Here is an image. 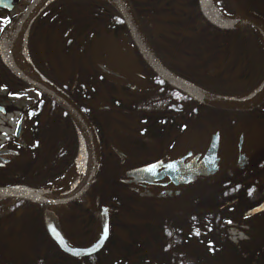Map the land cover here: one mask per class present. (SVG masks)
<instances>
[{
    "label": "flooded vegetation",
    "instance_id": "flooded-vegetation-1",
    "mask_svg": "<svg viewBox=\"0 0 264 264\" xmlns=\"http://www.w3.org/2000/svg\"><path fill=\"white\" fill-rule=\"evenodd\" d=\"M36 1L0 0V117L13 113L11 102L26 93L39 98L31 107L43 102L44 95L11 70L10 37L6 38ZM55 1L44 0L24 25L26 54L33 67L38 63L56 70H92L88 87L95 98L88 104L101 154L91 186L60 206L61 229L71 247L82 250L99 239L103 223L109 221L104 247L81 258L66 254L68 264H138L140 256L123 253L121 245L144 230L162 242L160 252L152 249L141 256L151 264L155 259L186 264L185 260L205 257L199 253L211 246L214 236L209 232L217 230L237 246L256 237L264 240V211L244 218L264 204V93L259 103L258 97L248 104L238 103L263 84L256 87V82L237 79L238 70L223 75L227 82L220 83L217 76L225 68L220 70L215 61L205 68L200 61H178L175 53L190 56L193 48L172 44L180 40L174 34L192 31L153 29L148 39L140 28L139 45L128 30L120 37H107L103 28L78 32L73 27L58 28L54 16L43 14ZM227 1L236 7L231 17L237 23L250 16L237 0ZM221 31L249 32L245 28ZM78 47L88 58L69 61L67 55ZM144 54L153 59V65ZM163 70L179 79L183 89L164 78ZM60 74L57 85L74 101L78 71L73 84ZM219 103L241 108H221ZM26 111L19 113L12 135L0 142V152H19L26 145L30 121ZM16 157L0 155V163L2 158Z\"/></svg>",
    "mask_w": 264,
    "mask_h": 264
},
{
    "label": "trees",
    "instance_id": "trees-1",
    "mask_svg": "<svg viewBox=\"0 0 264 264\" xmlns=\"http://www.w3.org/2000/svg\"><path fill=\"white\" fill-rule=\"evenodd\" d=\"M239 6L252 17L264 19V0H237ZM143 34L150 39L153 29L172 31H192L194 33L174 34L178 41L172 44L191 46L192 54L175 53L177 60L186 58L189 63L200 61L203 68L215 61L218 68H225L217 76L220 83H226L223 75L239 71L237 79L247 83L256 82V87L264 83V37L253 27L245 28L246 33L222 32L221 28L210 23L204 16L200 0H128ZM220 7L227 14L234 15L236 7L223 0ZM54 16L58 28L73 27L75 32L98 31L104 29L107 37H120L127 33L126 24L107 0H56L44 12ZM156 45L161 43L156 42ZM168 44V42H165ZM201 46L196 50L194 47ZM35 49V47L33 48ZM81 47L68 54V60L79 62L88 58L80 53ZM80 56V59H78ZM210 66V65H208ZM36 71L54 88L64 93L66 89L57 85L60 81L56 69L34 63ZM59 71L75 80L78 71L74 102L94 125L90 115L88 100L95 98L89 91L93 74L89 69H62ZM29 118L26 145L18 150L20 155L10 164L0 168V188H19L39 191L59 182L75 165L80 151V139L75 123L69 113L56 102L44 97L36 107L25 112ZM67 207H63L64 220ZM45 206L20 199L0 200V264H68V256L49 237L44 221ZM141 229V228H140ZM214 242L208 249L201 250L197 257L186 264H264V240L258 237L249 244L237 246L228 241L221 231L209 232ZM169 237V234H168ZM111 245H106V250ZM123 253H134L140 257L138 264H151L148 258L152 249L160 252L162 242L149 236L146 230L132 241L122 242ZM155 264H173V260H153ZM179 261V260H178Z\"/></svg>",
    "mask_w": 264,
    "mask_h": 264
},
{
    "label": "water",
    "instance_id": "water-1",
    "mask_svg": "<svg viewBox=\"0 0 264 264\" xmlns=\"http://www.w3.org/2000/svg\"><path fill=\"white\" fill-rule=\"evenodd\" d=\"M44 0H37L31 8L25 13V15L20 18L15 23V31L13 35L9 39V48L10 50L14 47L16 44L18 38L23 34L24 32V25L27 24L29 21H31L36 13L38 12V8L40 7L41 3ZM207 1L208 0H200V6L202 9V12L205 16V18L212 23L215 26H218L221 29H243L247 27H253L256 29L261 30L264 33V20L261 18L256 17H250L244 15L240 23L226 25L221 24L218 21H216L208 12L207 9ZM114 5V4H113ZM116 9L118 10L119 14L123 18L127 30L129 31L130 35L136 42V44H141L142 41V35L140 33L138 24L136 22V19L132 13V10L130 8L128 0H116V5H114ZM145 55V54H144ZM146 60L153 65L154 61L153 59L146 54L145 55ZM9 66L11 70L19 76L24 82H26L32 90H36L43 94L48 99L56 102L60 107L65 109L73 121L75 122L74 118L72 117V112L75 113L76 117L78 118L79 122L84 127V139L88 143L90 141V146L92 149V155H93V164L91 168V172L86 179L83 186L73 195L64 197V198H51V197H45L38 194H35L32 191H27L19 188H0V200L2 199H20V200H26L33 202L35 204H41L46 206L47 208L44 211L43 214V221L47 230L48 235L50 238L57 244V246L63 251L65 254L73 255L74 257L81 258L83 256H86L88 254L95 253L102 249L107 242L109 238V221L107 220L106 223H103V229L99 236V239L90 247H86L82 250H75L71 247V243L66 239L64 236V233L62 232L61 226H62V219L60 217V206L66 205L73 201L74 199L80 197L83 195L84 191L88 189L92 182L94 181L99 167H100V145H99V139L96 130L94 129L92 123L88 119V117L82 112V110L66 95L62 94L61 92L57 91L47 83L44 84L42 82H39L35 80L34 78L26 75L18 66L14 63H9ZM58 76L61 77V74L59 70H56ZM164 78H166L173 86L183 89L182 82L177 79L176 77L172 76L171 74L167 73L166 71H162L160 73ZM263 95V94H262ZM260 96L257 98L259 100ZM260 100L257 102L259 103ZM256 103V104H257ZM219 107L221 108H241L238 105L234 104H224L219 103ZM75 126L77 128V132L79 134L81 147H80V153L82 150V138L80 137V132L78 130L77 124L75 122ZM19 131V129H18ZM79 153V154H80ZM0 155H9V156H19V152L17 151H3L0 152ZM11 161L8 159H1L0 167H3L7 164H9ZM221 209V208H218ZM216 209V210H218ZM264 211V204H262L260 207L254 209L250 213L246 214L244 218L250 217L252 215L258 214L260 212ZM105 227H107V236L105 237Z\"/></svg>",
    "mask_w": 264,
    "mask_h": 264
},
{
    "label": "bare ground",
    "instance_id": "bare-ground-1",
    "mask_svg": "<svg viewBox=\"0 0 264 264\" xmlns=\"http://www.w3.org/2000/svg\"><path fill=\"white\" fill-rule=\"evenodd\" d=\"M112 4L116 5V0H108ZM219 0H208L207 1V9L210 15L219 23L231 25L236 24L238 19L232 18L224 14L218 7ZM15 24L10 28L8 33L6 34V38L8 39L15 30ZM9 60L16 64L18 68H20L26 75L34 78L35 80L46 84L45 80L33 69L31 64L29 63L26 53H25V36L21 34L18 38L16 44L9 52ZM264 93V85L250 98L240 100L238 103L240 104H248L252 100L259 97ZM72 117L74 118L78 130L80 132V137L82 138V150L78 156V159L74 165V167L66 174V176L61 179L59 182L49 186L48 188L40 191H34L35 194L51 197V198H64L75 194L85 183L88 178L92 164H93V155L92 149L90 146V141L87 143L84 139V127L79 122L75 113L72 112Z\"/></svg>",
    "mask_w": 264,
    "mask_h": 264
},
{
    "label": "rangeland",
    "instance_id": "rangeland-1",
    "mask_svg": "<svg viewBox=\"0 0 264 264\" xmlns=\"http://www.w3.org/2000/svg\"><path fill=\"white\" fill-rule=\"evenodd\" d=\"M38 100L39 98L37 95L33 93H26L19 99L13 100L11 102V104L15 107L14 112L9 116L0 117V142L12 135L16 120L19 117V113L22 110L28 109L29 107L35 105Z\"/></svg>",
    "mask_w": 264,
    "mask_h": 264
},
{
    "label": "snow or ice",
    "instance_id": "snow-or-ice-1",
    "mask_svg": "<svg viewBox=\"0 0 264 264\" xmlns=\"http://www.w3.org/2000/svg\"><path fill=\"white\" fill-rule=\"evenodd\" d=\"M151 171V169H149ZM107 236V227H105V237Z\"/></svg>",
    "mask_w": 264,
    "mask_h": 264
}]
</instances>
